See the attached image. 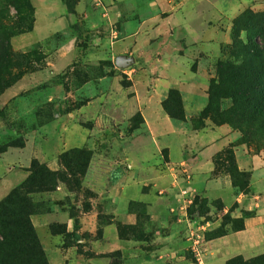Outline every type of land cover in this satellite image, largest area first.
I'll return each mask as SVG.
<instances>
[{
    "label": "rangeland",
    "instance_id": "obj_1",
    "mask_svg": "<svg viewBox=\"0 0 264 264\" xmlns=\"http://www.w3.org/2000/svg\"><path fill=\"white\" fill-rule=\"evenodd\" d=\"M148 1L123 0L126 12L122 18L108 21L105 26L109 27L100 26L80 35L75 41L77 58L56 72L51 64L59 46L67 42L66 35L55 33L24 51L15 50L11 38L17 34L13 33L29 24L27 17L22 20L27 12L25 0H0V81L22 72L17 81L0 91V179L16 180L26 175L0 201L27 178L36 160L50 170L67 172L73 180L71 190L58 181L54 189L28 196L32 202L29 217L36 235L34 224L45 216L56 213L73 217L72 233H78L81 241L66 234L69 239L65 242L62 236L60 241L63 247L75 243L83 255H93L84 249L91 241L103 239L104 227L114 223L120 238L132 239L136 244L134 252L109 253L113 264H138L140 258L150 256L160 245L175 248L178 264H226L235 256L245 260L262 254L263 206L246 209L247 202L236 201L224 210L220 200H209L191 189L195 177L189 169L157 168L158 173L170 175L164 185L156 184L154 173L134 172L138 164L132 155L135 143L142 144L138 143L139 137L148 134L145 129L138 130L145 120L144 112L151 120L154 118V110L147 103L156 98L169 116L162 102L175 88L180 93L184 118H171L184 121L190 133L220 125L237 132L235 143L214 156L211 175L224 172L237 192H250V171L238 167L234 146L241 144L246 152L259 154L264 149V138L250 134L244 141L239 129L219 123L220 115L231 105L230 98H219L207 115L201 112L219 71H225L221 63L234 65L250 58V36L264 51V0H153L152 6ZM145 17V27L122 40L117 32L121 20L133 24ZM78 27L77 21L71 25L74 31ZM118 43L123 46L117 47ZM34 47L37 53L31 59L36 61L30 68L8 62L7 51L25 52ZM119 55L133 60L121 67L116 63ZM172 64L178 68H166ZM194 107L199 110L192 115ZM156 136L161 139L160 133ZM161 153V159L167 160L166 150ZM259 158L264 165V156ZM171 170L174 176L168 173ZM175 174L179 175L174 178ZM5 188L0 185V195ZM120 200H124L123 210L130 214L131 223H122L106 212L111 207L116 210L114 204ZM83 213L87 214L86 220L82 219ZM242 216L243 229L246 218L259 217L251 229L255 231L231 236L239 231L235 228L241 224L237 218ZM59 222L51 229L61 234L64 225ZM220 233L225 234L213 237ZM227 246L236 248L232 256H215ZM135 252L137 258L128 259Z\"/></svg>",
    "mask_w": 264,
    "mask_h": 264
},
{
    "label": "crops",
    "instance_id": "obj_2",
    "mask_svg": "<svg viewBox=\"0 0 264 264\" xmlns=\"http://www.w3.org/2000/svg\"><path fill=\"white\" fill-rule=\"evenodd\" d=\"M152 1L153 0L148 1L149 6H152ZM30 2L33 7L34 17L32 29L13 36L11 38V45L15 50L24 51L25 49L32 47L34 44L51 37V35L55 33L65 34L67 42L62 43L59 46L55 62L51 64V70L54 69L56 72H61L77 58L79 51L78 47L75 45V41L80 35H83L88 30L97 29L100 26L109 27V24L108 26H105L108 21L122 18V15L126 12V10L122 8L123 0H76L73 6V12L68 11L63 0H30ZM146 18L148 17L138 20L137 23L135 22L136 24H131L130 20H121V26L120 29H117V32L122 36V40H126L128 37L132 38L135 31L141 29L143 26L145 27ZM76 21L79 23V27L78 30L74 31L71 28V25ZM122 43H118L117 47L121 48L123 46ZM69 55H72V57ZM171 66L178 68L173 64L166 68L169 69ZM147 104L149 108H153L154 118L151 120L149 114L147 115V113L144 112L145 120L141 125V129H138H145L148 134L143 135V137L140 136L138 143L142 144L136 145L135 143V146L133 147L134 153L132 158L134 162L136 160V163L138 164L136 169H133L136 174L154 173L155 179H153L155 183L164 185L167 183L170 174H160L157 172V168L189 169L195 177L193 184L190 185L191 189L196 193L202 194L209 200H220L223 204L224 210H227V208L231 207L236 201L242 203L247 202V206L244 207L246 209H251L253 205L259 208L262 206L264 207V165L259 163L263 162L259 157L264 156V149H262L259 154H254L253 152H246L241 144H236L234 146V153L238 167L240 169H249L250 171L249 195L237 192V189L231 183L228 174L220 172L216 176L211 175V171L215 169L213 163L214 156L231 143H235L238 139L236 131L231 130L227 125H220L215 129H206L204 131L190 133L191 130L184 121L173 119L163 112L159 100H156V98L153 97ZM198 110V107H194L190 113L194 115ZM157 133L161 134V139H158L156 136ZM139 134L140 132L137 135ZM144 144L145 146H142ZM136 146L138 150H136ZM163 149L166 150L167 160L161 159L163 157L161 153ZM138 156L140 158H138ZM241 160H243V164L241 163ZM152 162H161L163 165L161 164V166L157 167L150 164ZM168 173H171V175L174 176L173 170ZM178 175L179 174H175L174 178ZM25 176L26 175L23 173V175L16 180L7 177L1 178L0 185H5L6 188L3 190L0 197L14 187L17 184L16 181H21ZM178 185L181 186L180 183ZM182 187L184 186L182 185ZM58 188L60 190L61 187L59 186ZM260 192L263 193L259 195ZM141 195L144 198V194ZM255 198L258 199L257 202L255 201ZM114 205L117 206V208L120 207V209L116 208L115 210L111 207V211L109 210L106 212L113 214L116 220H119L122 223H131L132 219L130 214L123 210L124 200H120ZM234 211L235 213L239 212L238 209ZM86 217L87 214L83 213L82 219L86 220ZM57 218H60L61 221L59 222ZM258 218V216L246 218L245 228L235 232L231 236L238 237L241 234L248 235L249 232L255 231L251 229L257 222ZM72 221H74L73 217L68 214L62 216L61 214L53 213L50 216H45L41 222L34 224L45 254L51 264H113L110 262L111 258L108 257V254L114 250H120L123 255L126 254L128 250L134 252L132 248L134 247L133 244H136V241L128 238H120L114 223H110L104 227L103 239L100 241H91V247L87 246L84 249V251L90 250L93 255H83L77 250L75 243L63 247L60 241L62 236L65 238V242L69 239L68 236L72 234L73 230V228H71ZM57 222L64 225L61 234L53 232L51 229V226ZM87 228L86 225L83 226V230H86ZM76 232H78V230H76ZM73 234L74 236H70L72 239L75 241H81L78 233ZM83 242H85V240H83ZM232 250H236V248H229V246H227L226 248H222L221 251L215 254V256L219 255L221 257L225 254H229V256H223L228 258L233 255ZM175 252V248H172L171 246L160 245L150 252V256L148 255L140 258L138 264H178L175 260ZM103 254L107 255L102 256ZM136 254V252L133 253L128 259L137 258ZM223 262L224 260L222 263ZM114 264L123 263L118 262Z\"/></svg>",
    "mask_w": 264,
    "mask_h": 264
},
{
    "label": "trees",
    "instance_id": "obj_3",
    "mask_svg": "<svg viewBox=\"0 0 264 264\" xmlns=\"http://www.w3.org/2000/svg\"><path fill=\"white\" fill-rule=\"evenodd\" d=\"M63 1L68 11L73 12L76 0ZM25 6L27 12L22 20H26L27 17L29 24L26 23L21 30L13 34L32 29L34 17L30 0H25ZM17 9L21 11V7ZM249 41L251 43L250 58L244 59L239 64H220L225 71H219L218 79L210 87L208 104L201 112V115H207L219 98H230L231 105L222 112L220 117L215 116L219 117V123H228L239 129L244 141L250 138V134H258L264 138V51L253 36L249 37ZM7 52L8 62L11 61L15 67L17 66L14 63L18 62L19 66L28 69L36 61L31 59L37 53L36 47L25 52ZM21 76L22 72H17L0 81V91ZM162 106L170 117L184 118L180 93L177 89L169 90ZM29 170L27 178L0 201V264H48L30 221L32 202L28 196L32 192L52 190L58 181L65 183L69 190L72 189L73 180L65 171L50 170L36 160L33 161ZM247 216L248 214L245 215ZM243 217L237 218L241 224L235 230L243 229ZM223 234L225 233L216 234L213 237ZM237 263L264 264V253L245 260H242L241 256H235L226 262V264Z\"/></svg>",
    "mask_w": 264,
    "mask_h": 264
},
{
    "label": "water",
    "instance_id": "obj_4",
    "mask_svg": "<svg viewBox=\"0 0 264 264\" xmlns=\"http://www.w3.org/2000/svg\"><path fill=\"white\" fill-rule=\"evenodd\" d=\"M132 60L133 57H127L126 55H119L116 57V63L121 67L129 64Z\"/></svg>",
    "mask_w": 264,
    "mask_h": 264
}]
</instances>
